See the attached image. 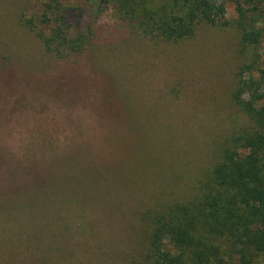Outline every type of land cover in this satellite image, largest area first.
Listing matches in <instances>:
<instances>
[{
	"label": "rangeland",
	"instance_id": "rangeland-1",
	"mask_svg": "<svg viewBox=\"0 0 264 264\" xmlns=\"http://www.w3.org/2000/svg\"><path fill=\"white\" fill-rule=\"evenodd\" d=\"M215 1L228 27L167 42L117 3L61 0L93 32L61 58L31 30L46 0H0V264H144L150 215L196 197L252 126L233 95L263 76L264 7Z\"/></svg>",
	"mask_w": 264,
	"mask_h": 264
},
{
	"label": "trees",
	"instance_id": "trees-1",
	"mask_svg": "<svg viewBox=\"0 0 264 264\" xmlns=\"http://www.w3.org/2000/svg\"><path fill=\"white\" fill-rule=\"evenodd\" d=\"M243 1L252 5L253 11H263L264 0ZM105 2L117 3L124 20L145 36L167 42L192 38L202 23L230 25L225 4L215 0ZM45 5L41 22L47 24L46 29L27 20L45 51L61 58L83 52L93 32L75 30L77 24L72 19L76 9L61 0H46ZM238 9L243 18L241 3ZM243 20L239 23L243 42L257 45L261 32L249 29ZM263 87L264 73L259 80H240L233 97L252 122L251 128L220 152L196 197L150 215L144 264H264Z\"/></svg>",
	"mask_w": 264,
	"mask_h": 264
}]
</instances>
